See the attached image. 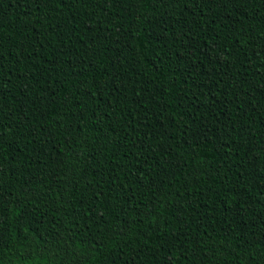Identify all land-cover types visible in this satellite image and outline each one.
I'll return each instance as SVG.
<instances>
[{"label": "trees", "instance_id": "trees-1", "mask_svg": "<svg viewBox=\"0 0 264 264\" xmlns=\"http://www.w3.org/2000/svg\"><path fill=\"white\" fill-rule=\"evenodd\" d=\"M0 264H264V0H0Z\"/></svg>", "mask_w": 264, "mask_h": 264}]
</instances>
